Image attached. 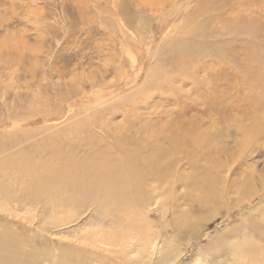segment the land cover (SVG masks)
Listing matches in <instances>:
<instances>
[{"label":"rangeland","instance_id":"374dc122","mask_svg":"<svg viewBox=\"0 0 264 264\" xmlns=\"http://www.w3.org/2000/svg\"><path fill=\"white\" fill-rule=\"evenodd\" d=\"M183 3L184 5L180 9L181 14L176 16L177 26L181 25L179 27L181 30L178 27L177 29L181 32L177 29L173 32L169 27L166 29L167 31L165 30L166 32L164 31L165 36L164 32H160V34L158 32V34L154 33V37L153 32L155 31L152 30L160 29L161 25L160 19L152 16V14L157 16L159 13L160 6L156 1L151 3L148 0H0V179L3 178L2 182L14 186L17 184L16 187H20L15 177L13 178L15 171L5 169L3 163L12 164L11 160L20 158L19 155L22 152L36 153L37 150H39L38 155L43 152L40 157L48 159L52 155L50 150L42 151L44 148L42 150L40 148L36 150V148L47 142L49 137L52 140H59L63 149H71V145L77 142L88 143L93 137H96L95 139L102 137L101 139L104 140L108 138L107 140H109L113 133L129 135L135 140L138 138L137 140L160 143L161 145L152 147V150L160 151L157 160L165 161L161 162L162 166L169 162L175 163V161L177 164L175 166H178L177 169L171 163L173 169L166 168V171L169 169L170 172H174L173 174L166 173L165 181H168V184H175L181 176L185 177L184 181H190L189 184H192L194 178L197 181L205 182L207 180V187L217 196L213 202H209L207 199V203H205L199 197L200 184L198 186L189 185V187L185 185L172 192L175 201L174 210L177 209V213L169 211L167 220H163L161 208H157L156 205L152 207L153 212L156 211L152 216L153 222L157 221L158 229L167 232L160 236V245L165 248L171 240L177 239L175 242L179 250L185 252L175 264H192L196 259L206 255L209 248H222L241 238L242 235L239 233L245 228L244 220L249 217V209L252 205H259L261 196L264 195V178H262L264 177V0H185ZM168 13H171L169 8ZM199 14L202 15L199 16ZM120 15L128 16L132 20V26L136 28L134 32H137L136 39L142 43V48L134 44L128 47L124 54L126 57L123 58V66L121 63L123 71L117 70L119 56L122 55L121 39L125 38L124 40L127 42L128 40L125 36L117 33L111 19L112 17L121 18ZM184 19L188 21L187 25L184 23ZM235 21L239 25L233 29L235 32L233 33L228 24ZM251 22L253 26H249ZM198 24L205 25L207 38L201 37V41L197 37L195 44H204L209 54H205L204 51L201 53L195 51L193 58L200 59V64L198 62L195 65L199 70L191 67V71H188L190 75L177 68V62L175 63L177 56L173 59L172 56L167 55L173 46L175 47L186 38V36L184 37L186 33L182 29L189 30ZM252 29H255V33L249 36L247 32ZM182 33H184L183 38H179ZM168 34H171V37ZM171 38H175L177 44L174 42L170 48L171 41L169 40H172ZM115 44L118 47L114 46ZM113 47L115 50L112 49ZM139 50H142L141 53ZM192 50H190L191 55L194 54ZM166 56L167 58L162 62V58ZM222 57L225 58L220 60ZM109 58L113 59L112 61H115L116 64ZM247 60L248 63H246ZM154 66L156 67L154 68ZM233 67H236V70H233ZM126 68L127 70H125ZM104 69L108 73L105 74ZM128 71L130 72L127 73ZM119 73L124 75V79ZM167 73L170 76L166 75ZM161 76L164 77L163 80L159 78ZM180 76H184L182 78L184 81L182 79L180 81ZM153 77L154 79H152ZM166 77L172 81L170 82ZM166 85L168 88L165 87ZM99 86L101 87L99 88ZM153 87L155 90L152 89ZM124 90H127L126 93ZM137 90L139 94L136 93ZM212 92L214 94L210 95ZM145 93L146 96L149 94V99L145 97ZM175 93L176 95H174ZM196 93L198 94L196 95ZM193 94L196 96L192 99ZM114 96H117V99ZM124 97L127 100L132 97L131 102L128 100L129 104L128 102L126 104L127 100ZM143 99L146 100L145 103ZM140 100H143L144 105ZM132 101H134V105H132ZM184 101H187L186 105L189 102L188 107L191 106L187 114L182 111ZM120 104H124L126 110ZM112 107L113 109L110 110ZM105 109L108 111L105 112ZM124 112L125 115H123ZM136 114L137 117H143L145 120L139 117L137 119ZM250 118L252 119L250 120ZM255 118L256 120H254ZM191 120L196 125L195 127L191 125ZM257 120L261 122L257 123ZM85 121L91 123L95 129L90 126L92 128L90 134L86 132L88 128L87 130L81 128L79 131L76 128L78 124ZM109 122L110 124H108ZM179 122H181L182 129L184 127L185 130L190 127L192 130L197 129L191 131L190 128V131L188 130L190 133L192 132V135L196 134L199 129L203 131H199V134L195 136L201 143L200 152L204 150L208 154L197 155L200 156L198 162L201 160V164L199 163L196 169L186 164L183 151V154L172 152L168 141H166L172 135L183 136L184 132L180 130L179 132L183 133L180 134L177 130L181 127ZM100 124H103L102 127ZM106 125L108 128L111 127L108 132H103L107 128ZM144 125L149 127H146L145 130L143 129ZM232 125L233 127H231ZM258 125L262 127L260 128ZM220 126L226 130H222ZM120 127L124 130L123 132ZM163 127L166 131L163 130ZM262 129L263 131H261ZM149 130L153 132H148ZM221 130L225 133H222ZM150 133H152V137H149ZM50 138L49 141H51ZM203 138H207L206 141ZM43 146L45 147L46 144ZM219 146H225L223 148L225 151H220L222 148L220 149ZM152 150L147 149L145 152L149 154L152 153ZM89 151H91L90 148L84 145L73 152L77 158L85 159ZM35 153L33 156L38 157ZM62 153L67 152L63 151ZM212 155L213 157H211ZM208 156L211 160L220 158L218 160H222L223 167L214 168ZM176 157H181V159H175ZM169 165L165 167H169ZM188 172L191 174H187ZM7 175L12 179H9ZM250 181V186L243 188V184ZM168 187L169 185H166V188ZM20 193L19 191L18 194ZM152 193H155L152 194L155 197L156 191ZM247 197L254 198L248 202L245 200ZM10 200L14 199L0 195V207L3 202L8 203ZM45 200L32 205H27L25 202H12L11 207L15 209L14 211L0 210V248L3 251L16 250L24 254L29 249H38L43 254H50L51 258L54 256L51 264H55V262L60 264L61 261L58 260V257L66 248L65 246L74 242L75 235L96 223L97 215L93 214L95 206L87 204L83 210L78 211L75 217L66 220V222L62 219L64 213H57L58 216H62V221L58 220L56 224L51 225V223H55H50L51 219H53L52 221L57 220L56 214L54 217L52 215L55 208H52ZM259 209L261 210L259 211ZM46 213L48 214L45 215ZM251 213V217L261 214L260 216L263 218L261 223L264 226V222H262V220L264 221V203ZM49 214L52 216L50 217ZM48 216L51 219H47ZM107 220L108 222L106 218L105 221L101 219L100 222L107 226L111 225L113 222L111 218ZM183 221L186 222V225L179 228L183 232L178 233L180 230H177L178 232L173 233L174 226ZM112 226L115 224L113 223ZM259 230L264 232V227ZM68 247L70 248H66V250L73 251L75 249L72 248L73 246ZM88 250L90 251V249ZM86 254L80 253L83 256ZM89 254L91 255V253ZM98 257L103 259L105 264H110L111 258L106 257V253L103 251L98 252L96 258ZM55 258L57 259L55 260ZM45 264L50 263L46 261Z\"/></svg>","mask_w":264,"mask_h":264},{"label":"bare ground","instance_id":"6f19581e","mask_svg":"<svg viewBox=\"0 0 264 264\" xmlns=\"http://www.w3.org/2000/svg\"><path fill=\"white\" fill-rule=\"evenodd\" d=\"M149 1H151V3H152V1H156L158 3V6H160V8L158 9L159 13H157L158 15L156 16V15L152 14V16L154 18L157 17L161 21L160 22L158 20L161 24L160 26L158 25L160 29H153L152 31H155V32H153V34L154 33L158 34V32L160 34V32H164L166 29H169V27H171L173 32H175L177 27H178L176 24V22L178 21L176 16H178V14L180 13V9L184 5L183 2L185 0H148V2ZM168 8L171 10V13H168ZM202 14H204V13L202 12ZM202 14H199V16ZM141 16L144 17V15H141ZM120 17L121 18H113L112 17L111 19H112V22L114 23L115 30L118 31L117 33L125 36L126 40H128V42H127L124 40L125 38L121 39V49H122L121 54L122 55H120V52L118 50L120 56H119V67L117 70L123 71L122 70L123 68H121V63L123 66V61H124L123 58H124V56L126 57V55H124V54H126L125 52H127L126 50L128 49V47H130L131 44H134L137 47H140L142 43H141V41H138L139 39L138 40L136 39V33L137 32H134L136 28H134L132 26V23H133L132 20L128 16L126 17L125 15H122V16L120 15ZM163 17H165V18H163ZM190 20H189V22H190ZM187 22L188 21H186V19H184V23L186 24ZM189 24H191V23H189ZM251 24H252V22L249 23V26H253ZM184 25H182V26H184ZM238 25L239 24H237L236 21L234 23L228 24V26H231V32H233V33H235L233 31V29L237 28ZM180 26L181 25H179V27ZM184 28H186V27H184ZM179 29H177V31ZM172 30H170V31H172ZM205 30H206V32H204ZM182 31L184 33H186V35H184V37L186 36V38L184 40H181V43H179V44H177V42H175V38L174 39L171 38L173 41L169 40V41H171L170 42V48L174 45V42L177 45L175 47L173 46V48L170 50V53H168L167 56H169V57L172 56L173 59L175 58V56H177V58L175 60V63L177 62V64H176L177 68L180 71H183V73H185L184 71L188 72L191 67H193L192 69L198 68L195 65H197V63L199 62L200 59H198L196 57L193 58L195 55V51L199 52V53L204 51L205 54L208 53L204 44L203 45L195 44L197 37H199L198 40H201V41H202L201 37L207 38V29H206L204 24H198L196 27H194L192 29H189V30L188 29L187 30L182 29ZM165 32H164V36L166 34ZM184 33H182L179 38H183ZM254 33H255V29H252L249 32H247V34L249 36L254 35ZM168 35H169V37H171V34H168ZM173 36H175V35H173ZM178 36H179V34H178ZM154 37H155V34H154ZM153 39H155V38H153ZM116 40H118V39L116 38ZM165 44H167V43H165ZM114 46H117V45L115 44ZM109 48H110V45H109ZM141 48H142V46H141ZM112 49L115 50V47H113ZM191 49H193L192 51L194 52V54H192V55L190 53ZM141 51H140V53H141ZM108 53H109V51H108ZM217 53H219V52H217ZM103 54H105V53H103ZM196 55H198V54H196ZM101 56H102V54H101ZM112 56H114V55H112ZM112 56H110V57H112ZM167 56L165 58L164 57L162 58V62L164 59L167 58ZM117 57H118V55H117ZM191 58H192V61H191ZM224 58L225 57H222V59H220V60H223ZM109 59L111 60V62L115 63V61H112L113 59H111V58H109ZM248 60L246 61V63H248ZM142 63H143V61H142ZM127 64H129V63H127ZM199 64H200V62H199ZM106 67L108 68V66H106ZM106 67H105V69H106ZM155 67L156 66H154V68ZM105 69H104V72L106 74V72L108 73V71H106ZM202 69L204 70V68H202ZM232 69L236 70V67H233ZM125 70H127V68ZM172 70H171V72H172ZM198 70H199V68H198ZM166 71H168V70H166ZM192 71H194V70H192ZM129 72L130 71H128L127 73H129ZM155 72L157 73L156 70H155ZM189 72L187 74H190ZM173 73H172V75H173ZM206 73H207V70H206ZM153 74H154V72L152 73V75ZM175 74H177V73L175 72ZM115 75H117V74H115ZM161 75H162V73H161ZM166 75H169V74L167 73ZM195 75L197 76L198 74H195ZM120 76L122 78L124 75L122 76L120 74ZM158 76H160V75H158ZM158 76H157V78H158ZM132 77H134V76H132ZM180 77H177V78H180V81H181V79L184 76L183 77L180 76ZM148 78H151V77H148ZM159 78H161V80H163L164 77L162 78V76H161ZM166 78H167V80H169L168 77H166ZM123 79H124V77H123ZM152 79H154V77ZM175 79H176V77H175ZM185 79L187 80V78H185ZM161 80H158V81H161ZM167 80L164 79V81H166V82H167ZM177 80H176V82H177ZM186 80H185V82H186ZM191 80H193V79H191ZM158 81H156V82H158ZM194 81H195V79H194ZM196 81H199V80H196ZM170 82H168V83L170 84ZM181 83H184V82H181ZM206 83H205V85H206ZM157 84H159V83H157ZM172 84H174V83H172ZM178 84L179 83H177V85ZM164 85H165V83H164ZM114 86H116V85H114ZM151 86H153V85H151ZM100 87L101 86H99V88ZM165 87H167V85ZM194 87H196V86L194 85ZM199 87H198V89H199ZM88 88H91V87H88ZM94 88H96V87H94ZM135 88H137V87H135ZM135 88H133V89H135ZM154 88L155 87H153L152 89L155 90ZM172 88H173V86H172ZM109 89H110V87H109ZM176 89H175V91H176ZM170 90H171V88H170ZM126 91L124 90L125 93H126ZM129 91H130V88H129ZM98 92H100V91H98ZM179 92H180V90H179ZM134 93H132V94H134ZM136 93H138V90ZM192 93H195V92H192ZM198 93H196V95ZM113 94H114V92H113ZM138 94H136L137 97H138ZM212 94H214V93L212 92L210 95H212ZM122 95H123V93H122ZM144 95H145V97L149 96V94H148V96H146V93ZM174 95H176V93ZM117 96H114L115 99H117L116 98ZM130 96H131V94H130ZM195 96L193 94V96L191 98L193 99ZM199 96H200V94H199ZM127 97H129V95H127ZM142 97H143V95H142ZM130 99L128 98V100L131 102ZM139 99H142V98H139ZM148 99H149V97H148ZM128 100L125 102L126 104H127ZM146 100H147V98H146ZM146 100H144V103L146 102ZM187 101H184L183 106L180 103L181 104L180 106H182V108H183L182 111H184L185 114H187V111H189L190 110L189 108L191 107V106L188 107L189 102L186 105L185 102H187ZM189 101H191V100H189ZM133 102L134 101H132V105H134ZM144 103H143V105H144ZM128 104H129V102H128ZM123 105H121V106H123ZM127 106H129V105H127ZM111 109H113V107L110 108V110ZM119 109H120V106H119ZM123 109L126 110V106H125V108L123 106ZM139 109H141V107ZM134 110H132V111H134ZM104 111L106 112L108 110L105 109ZM136 111H138V110L136 109ZM105 112H104V114H105ZM125 112L123 115H125ZM126 113H128V111ZM127 116H128V114H127ZM131 116H133V115L131 114ZM135 116L137 117V114ZM97 117H98V115H97ZM107 117H108V115H107ZM138 117H137V119H138ZM259 117H262V116H259ZM46 118H48V117H46ZM108 118H110V117H108ZM133 118H134V116H133ZM139 118H141V117H139ZM256 118L254 120H256ZM105 119H107V118H105ZM123 119L125 120V118H123ZM190 119H192V118H190ZM190 119H189V121H190ZM251 119L252 118H250V120ZM29 120H31V119H29ZM92 120L94 122V118ZM99 120H101V119H99ZM108 120H110V119H108ZM129 120H131V119H129ZM142 120H145V119L143 118ZM180 120L185 121L184 119H181V118H180ZM133 121H134V119H133ZM258 121L259 120H257V123L261 122V121H259V122ZM128 122L131 123V121H128ZM180 123L181 122H179V124ZM263 123H264V121H263ZM108 124H110V122ZM179 124L177 123V127L179 126ZM183 124H184V122H183ZM102 125H101V127H102ZM191 125H193L194 127L196 126V125H194V123H192V120H191ZM90 126L92 127V124L85 121V122H81L80 124H78L76 128L78 129V131L81 130V128H82V130H83V128H85L86 130L88 128V130L86 132H89V134H90L92 128L94 129V127L91 128ZM144 126H145V128H143V129H145V130H146V127L147 128L149 127L148 125L147 126L144 125ZM180 126L181 127L177 130H178V132L180 130H182L184 132V134L180 133V132L179 133L183 134V136L181 135V137H180V136L172 135L170 138L168 137V140H166L167 138L165 137L166 138L165 140L168 141V144H169L172 152L182 153V151H183V153L185 154L184 160H186V164H188V166L190 165L191 167L196 169V166L199 165V163L201 164V160H200V162H198V157H200V156H197V155L204 154V153L208 154L207 151H204V150L202 152H200L202 149L201 143L199 142L198 138L195 136L196 134H199V131L200 132H203V131H201L199 129V131L196 134L193 132L194 134L192 135L191 134L192 132L190 133L189 131L190 130L193 131V130H197V129L192 130V128L189 126L191 129L189 128L190 130L189 129L185 130V127H184V129H182L183 127L181 124H180ZM226 126H227V124H226ZM258 126L260 127V125H258ZM198 127H200V126H198ZM231 127H233V125ZM109 128L107 126V128L104 129L105 131H103V132H108ZM169 128H170V126H169ZM186 128H187V126H186ZM223 128L224 127H221L222 130H226ZM45 129H47V128H45ZM263 129H264V125H263ZM263 129L261 131H263ZM121 130H122V132L124 131L122 128H121ZM163 130L166 131L165 127H163ZM222 130H221V132H222ZM111 131L113 132L114 129ZM150 131H152V130H149L148 132H150ZM186 131H188V132H186ZM244 132H243V134H244ZM116 133H118V132H116ZM124 133H126V132H124ZM222 133H225V131ZM222 133L220 135L221 138H222ZM92 134H94V133L92 132ZM205 134H206V132H205ZM111 135L112 136L109 135L111 137L109 140H107L108 138L107 139L105 138L106 140L101 139L102 137L95 139L96 137L92 136L93 138L92 139L90 138L91 141H89L88 143H78L77 142L76 144H74L75 146L71 145V149H63L62 143L60 144L59 140H52L49 137L51 139V141H49L48 140L49 138H48L47 142L43 143V144H46L45 147L42 144L41 146L36 148V150L39 148L42 150L44 148V150H42V151L50 150V153H52V155L48 159H44V158L40 157L41 154H43V152L40 155H38L39 150H37V152L36 153L34 152V153L36 155H38V157H40V158L33 156L34 155L33 152H28V153L22 152L19 155L20 158L11 160L14 164L13 163L12 164H6V162H4L3 164L5 165V169H12L15 171V176H13V178L15 177L16 181H18V183L20 184V187H16L17 184L14 186V185H10V183L2 182L4 180L1 177L2 180L0 179V195L2 197H6L8 199H14L15 201L10 200L8 203L3 202L1 204L2 206L0 207V210H5V211H9V212L14 211L15 209L13 207H11L12 202H19V203L25 202L27 205H32L34 203H40L44 199H46L47 204L51 205L52 208H55L54 214L52 213V211H51V213H52L53 217L56 214L55 218H57V220L52 221L53 219L49 218V216L46 217L47 219H51L50 223L55 222V223H51V225H52V224H56V221L58 222V220L62 221L61 220L62 216L61 217L58 216L57 213H61V214L64 213V215H63L64 218H62V219H64V221L66 222V220L68 221L69 219L75 217L78 214V211L83 210L85 208V205H87V204H88V206L94 205L95 209H93L94 210L93 214L97 215V219H95L96 223L95 224L93 223L92 226H88V228L85 231L75 235L74 242L68 244V246H73L72 248L73 249L75 248L74 249L75 251L74 250L73 251L72 250H66V248H70L68 246H65L66 248L64 247L65 249L62 251V254L61 255L59 254L60 256L58 255L59 256L58 260L60 259V261H61L60 264H96V263L97 264H105L103 259H101L100 257L96 258L98 256L99 251H103L104 253H106V257L111 258V261H109L110 264H175L177 262V260L184 254L185 251L179 250L178 245L175 242L177 239H175V241L171 240L168 243V246L165 247L166 249L160 245V243H161L160 242V240H161L160 236H163V233H165V230H163V229L159 230L158 225L156 223L157 221L153 222L152 216L155 215L154 212H156V211L153 212L152 207H155V205H156L157 208H159V209L161 208L163 211V216H164V217L162 216V218H163V220H167V215H168L169 211H173V212L177 213V211H176L177 209L174 210L175 201H174V197L172 195V192L175 191L178 187L185 186V185H188V187H189V185H197L198 186L200 184V186H199L200 196L199 197L205 203H207V199L209 202H213L217 198V196L212 193L210 188L207 187V180L205 182L201 181V180L197 181L196 178H194V179H192V184H189L190 181H184L185 177L181 176L177 179V182L175 184H168V181H165V175H166V173H169V174L174 173L173 171L172 172L169 171V169L172 167L171 163H173V162L168 163V164H170L169 167H165L168 164L167 165L165 164V166L163 164V166H162L161 162L164 163L165 161H158L157 160V156H160V151L152 150V147H155L156 145H161L160 143L156 144V143H153L154 141L148 142L145 140L144 141L137 140L138 138L135 140L133 137H131L127 134H126L127 136L122 135V134H120L121 135L120 136V135H117L115 133H113ZM151 135H152V133H150L149 137H152ZM249 135H251V134H249ZM147 136H148V134H147ZM204 137H206V136H204ZM247 137H248V135H247ZM224 138H225V136H224ZM226 138H228V137H226ZM206 139H204V140L206 141ZM229 139H230V137H229ZM16 140H17V138H16ZM107 141H113V142L109 143ZM72 144H73V142H72ZM84 145L88 146L91 151L87 152V158L79 159V158H77V156L75 155V153L73 151L76 149H80ZM221 146H219L220 149L222 148L220 151H225V150H223V148L225 146L224 147H221ZM216 148L218 149V147H216ZM147 149H151L152 153H149V154L146 153L145 150H147ZM192 149H193V151H192ZM4 150H5V148H4ZM41 150H40V152H41ZM211 150H212V148H211ZM63 151H66L67 153H62ZM226 152H228L227 149H226ZM224 154H226V153H224ZM211 157H213V155ZM214 157H216V156H214ZM175 159L180 160L181 157L180 158L176 157ZM218 159H220V158H218ZM218 159L212 158V160H211V158H210V161H212L211 164L214 168L223 167L222 160L220 161ZM181 162H182V160H181ZM17 163H19V164H17ZM173 164H174L173 166L175 168L178 167V166L177 167L175 166V165H177L176 161ZM166 168H169L168 169L169 172L166 171ZM199 168H201V167L199 166ZM171 169H173V168H171ZM198 170H200V169H198ZM5 174H8V173H5ZM184 174H186V173H184ZM187 174H191V173L188 172ZM8 175H10V174H8ZM8 177H9V179L10 178L12 179L11 176H8ZM262 178H264V177H262ZM250 183H251V181L248 183L245 182L243 184V188L249 187ZM166 185H169V187L166 188ZM19 191L21 192L20 194H18ZM153 191L154 192L156 191L155 197L153 196L155 194V193H152ZM158 191H160V192H158ZM253 198L247 197L245 200L250 202V201H252ZM260 200L261 201L259 202V205H257V204L252 205L251 204L252 206L249 209L250 210L249 211V217L244 220L245 228H244V230L240 231V233H239L240 235H242L241 238L234 240L233 242H231L230 244H227L226 246H224L222 248H220V247L209 248V251H207V253H206L207 256L206 255H204L203 257L201 256L200 258L196 259V261L192 264H264V232H262V230H259V229H261V227H264L261 223V219H263V218L260 216L261 214L260 215L257 214L255 216L251 217L252 216L251 212L255 211L258 207H260L264 203V195L261 196ZM258 201H259V199H258ZM228 209H229V207H228ZM260 210L261 209H259V211ZM90 211L92 212V209ZM48 213H46L45 215H47ZM61 214H59V215H61ZM52 215H50V217ZM105 218H106L107 222H108L107 219L111 218V220L113 221L111 223V225H109V226L104 225L103 220H102L103 223L100 222L101 219H104V221H105ZM184 218H187V217H184ZM262 222H264V221L262 220ZM113 223L115 224V226H112ZM161 225L163 227V223ZM185 225H186L185 221H183L181 224H176L174 226L175 231L173 233H175L177 230H180L179 228H183ZM47 229H49V228H47ZM162 230H163V232H162ZM181 232H183V231L180 230L178 233H181ZM174 237H175V235H174ZM176 238H177V234H176ZM88 249H90V251ZM56 251H58V250L56 249ZM79 252L80 253H87V254H86V256H83V255H80ZM89 253H91V255ZM53 258H54V256L51 258L50 254H47V253L43 254V252H41L38 249H29L24 254H21L16 250L15 251L14 250L3 251L0 248V264H45L46 261H49V263L51 264V263H53ZM56 259L57 258H55V260ZM106 261H108V260H106ZM55 264H56V262H55Z\"/></svg>","mask_w":264,"mask_h":264}]
</instances>
